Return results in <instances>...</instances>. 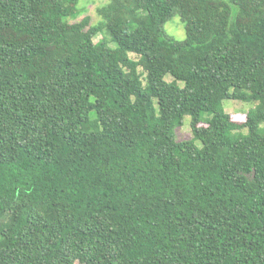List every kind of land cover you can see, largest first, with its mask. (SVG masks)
I'll return each mask as SVG.
<instances>
[{
    "label": "trees",
    "instance_id": "obj_1",
    "mask_svg": "<svg viewBox=\"0 0 264 264\" xmlns=\"http://www.w3.org/2000/svg\"><path fill=\"white\" fill-rule=\"evenodd\" d=\"M77 5L0 0V264H264V0Z\"/></svg>",
    "mask_w": 264,
    "mask_h": 264
},
{
    "label": "rangeland",
    "instance_id": "obj_2",
    "mask_svg": "<svg viewBox=\"0 0 264 264\" xmlns=\"http://www.w3.org/2000/svg\"><path fill=\"white\" fill-rule=\"evenodd\" d=\"M107 0H78L77 13H80L79 16L75 18L74 21L80 20L82 17L88 15L90 20L94 24H100L102 26V30L100 34H98L94 41L97 42L103 36L107 40L108 45L111 48H115V43L111 41V37L108 33H106L104 25V20L99 17L97 13V8L106 3ZM141 15H144V12H141ZM70 21L71 18H68ZM73 22V21H72ZM130 30L134 29V25H129ZM166 33L177 41L185 40L186 33H185V24L181 21L178 15H175L170 20H168L164 26ZM103 35V36H102ZM132 57H134L132 55ZM170 77H167L166 80H169ZM145 84V83H144ZM223 109L226 113L230 115H244L249 110L254 109L257 106V102L255 101H248L243 102L239 100H231L227 99L222 102ZM208 114L202 115V120L209 118ZM190 116H185L182 120V125L174 129V136L177 141L182 140H189L192 138V132L190 128ZM245 132V131H244ZM197 146H201L199 141L196 142Z\"/></svg>",
    "mask_w": 264,
    "mask_h": 264
}]
</instances>
